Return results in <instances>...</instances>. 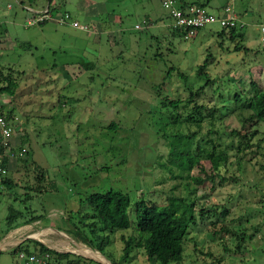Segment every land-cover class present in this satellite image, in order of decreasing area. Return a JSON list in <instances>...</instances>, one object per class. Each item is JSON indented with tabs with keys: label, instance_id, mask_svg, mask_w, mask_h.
Masks as SVG:
<instances>
[{
	"label": "rangeland",
	"instance_id": "rangeland-1",
	"mask_svg": "<svg viewBox=\"0 0 264 264\" xmlns=\"http://www.w3.org/2000/svg\"><path fill=\"white\" fill-rule=\"evenodd\" d=\"M47 1L0 0V69L5 73L11 66L18 83L13 94L0 93L2 113L10 109L13 114L8 175L24 182L26 173L33 174L11 154V148L17 154L22 143L29 160L44 168L46 186L50 182L54 187L26 200L40 214L39 225L78 224L73 211L88 209L82 198L93 191L121 190L131 205L140 198L163 205L176 195L194 199L195 223L188 220L182 260L169 264H209L218 258L221 264H264V140L254 144L264 136V121L257 124L248 147L230 133L241 127L247 113L234 93L264 90V44L259 39L264 0H253L258 8L253 12L245 10L249 0H227L242 23L238 50L233 49L235 39L217 34L218 23L198 29L189 39L172 35L171 18L158 0H52L59 9L56 15L67 10L88 29L53 19L27 24L32 12L26 8L41 11ZM212 1L205 5L213 12L221 8L214 2L226 3ZM202 62L211 83L197 99L212 107L213 114L196 129L183 119L173 122L170 116L179 110L160 102L164 95L183 99L185 86L194 90L203 84V74L197 73ZM191 130H196L193 152L197 145L210 148L211 140L216 151H226L227 161L212 170L202 153L199 163L184 171L185 154L174 153L169 159L170 145L185 147L176 135ZM199 164L213 178L205 177ZM194 175L204 181L195 182L190 177ZM24 189L18 185L14 190L22 196ZM9 204L22 206L19 198L0 194V231ZM200 206L214 211L201 216ZM224 207L227 211L221 215ZM129 218L130 225L110 234L112 241L105 248L116 256L122 253L121 236H146L135 228L133 212ZM222 223L228 231L213 233ZM232 230L250 234L242 251L236 249L238 236ZM15 254L3 250L0 264H16ZM129 259L132 264L147 262L135 244Z\"/></svg>",
	"mask_w": 264,
	"mask_h": 264
},
{
	"label": "trees",
	"instance_id": "trees-1",
	"mask_svg": "<svg viewBox=\"0 0 264 264\" xmlns=\"http://www.w3.org/2000/svg\"><path fill=\"white\" fill-rule=\"evenodd\" d=\"M29 2H33L35 0H28ZM49 4L52 3V0L47 1ZM53 4V3H52ZM191 4V3H186ZM183 4V5H186ZM200 5H204V3H196ZM59 11L58 6H54L52 8V12ZM61 12V11H60ZM168 15V12H167ZM169 16V15H168ZM104 20V19H102ZM145 20V24H150L148 20ZM47 20H43L38 23H44ZM171 30V34L182 35V30L179 28H169ZM218 35L226 34L231 40L235 39V43L233 45L234 50H238L242 47L238 41H241L243 38V32L239 29V26H230V27H221V29L217 32ZM246 48V47H245ZM206 62H202L200 64V68L198 70V74H203L204 82L194 90L190 87L185 86L187 91V96L185 98H171L167 95L162 96L161 105L167 106L170 104L174 109H178L179 111L176 115L170 116L172 121L175 122L178 119H183L186 123H192L196 129L199 128L202 124V121L205 120L206 117H212L211 108H208L206 103L198 101L197 98H200L201 94L206 92L209 84L211 83V79H209L208 74L203 71V67ZM7 71L5 73L0 69V93H8L13 94L18 86L17 80L13 76V68L11 66L7 67ZM173 70V69H172ZM170 72V71H169ZM179 75L184 76L183 72L178 71ZM165 76L163 77V79ZM163 79L157 84L161 83ZM161 85V84H160ZM159 93V92H158ZM234 98L236 100L243 101V107L247 110L246 115L243 117V121L241 127H234L230 129V133L235 134L238 139L243 140L246 147L252 145V137L256 135L258 132L257 124L260 121H264V90H257L254 94L250 95L248 93H234ZM0 112L2 109L0 107ZM222 112V111H220ZM219 112V113H220ZM7 117L10 118L12 111L9 109L5 113ZM223 114V112H222ZM224 115V114H223ZM196 130H191L187 133H180V137L178 140L183 138V143H185L184 150H176L175 147L170 145L169 150V159H172L174 153L185 154L187 160L183 164L184 171H188L193 164L199 163V156L204 153L205 158H207L210 162V168L215 170L219 167L220 164H224L227 161V153L224 149L219 148L217 151L215 150L216 143L209 140L211 142V147L208 149H204L200 146H196V152H193L190 148L191 139ZM264 140V136L259 137L254 144L256 146L260 145L261 140ZM14 150L13 147L11 148ZM3 146L0 139V155H2L3 162L7 166L9 171L8 164V156L7 154H2ZM15 152V151H14ZM13 154L16 156V160H21L22 163L26 167H30V170L33 174L29 177L26 173L24 175V182H21V179H18L16 176L7 175L4 179L2 187H0V194H4L6 196H10L13 199L19 198L20 203H22L21 207H15L12 204L7 206L8 211L6 216H4V228L0 231V237L9 229L18 226L20 224L29 223L35 219H38L40 214L35 213V208L27 203V199L33 196L35 193H41L46 190H49L53 187V184L48 182V186H46L45 182V170L40 165L36 164L34 160H29L28 157V149L22 146V143L18 147L17 154ZM16 153V152H15ZM24 154V155H23ZM23 155V156H22ZM200 165V170L203 171L205 177L213 178V173H207L204 167ZM195 182L200 183L204 181L205 177L200 175L190 176ZM51 184V185H50ZM20 185L24 187V191L22 196L15 192V187ZM87 205L88 209L81 211V207L79 206L77 209L73 211L79 215L78 224L73 223V227L79 233V238L97 248L100 251H103L105 247L112 241L110 234L118 229L127 228L130 225L129 211L133 212L135 217V228L140 233H146V236H141V234L137 237V239H132L130 237L125 238L121 236V239L124 241V245L122 247L123 250V260L127 259L130 256V249L133 244L137 247H141L143 249V253L146 256V264H150L152 261H158L159 264H169L172 262H180L183 257V242L184 237L188 231V220H194V199L191 201H187L185 197L171 195L168 196L167 202L163 205H158L156 203H148L143 199H138L134 201L131 205L129 196L126 192L115 189H107L105 191H93L84 196L82 198ZM129 206L130 209H129ZM129 209V210H128ZM199 214L204 216L209 213V211H214L211 207H203L200 206ZM227 211V208H222L220 211L221 215H224ZM195 223V220L193 221ZM228 231L227 227L224 223H222L217 229H213V233H219V231ZM2 233V234H1ZM233 234L238 236V240L236 242V249H240L242 251L244 249V240L250 234H246L244 231H236L232 230ZM29 240V239H28ZM38 244L37 251L29 250L27 245L22 243L15 246V253L23 249L26 252H50L51 249L44 244L35 241ZM57 255L60 257H67L68 253L66 252H58ZM79 260H67L66 264H77ZM214 263L209 264H221V258L215 260ZM113 264H117L113 262Z\"/></svg>",
	"mask_w": 264,
	"mask_h": 264
},
{
	"label": "built area",
	"instance_id": "built-area-1",
	"mask_svg": "<svg viewBox=\"0 0 264 264\" xmlns=\"http://www.w3.org/2000/svg\"><path fill=\"white\" fill-rule=\"evenodd\" d=\"M161 6L166 9L171 22L169 26L172 28H179L182 30L181 37L189 39L193 37L197 30L211 23H218L221 27L241 26L242 23L238 15L233 11L229 4L220 8V12L210 11L207 6L196 3L179 5L176 0H160ZM55 4L47 3L41 11H35L30 7L26 9L31 13L27 18V24H34L43 20L53 19L59 24L69 23L74 27L87 30L86 24H81L78 20L73 19L71 13L67 10L55 14L52 8ZM145 24V20H142ZM240 23V24H239ZM146 26L149 24H145ZM136 28H141L140 24H135ZM259 39L264 44V23L259 26ZM14 127L10 118L6 114L0 112V139L3 146L2 154H7L9 150L8 141L13 135ZM11 154L13 152L11 151ZM8 175V168L3 162L2 155H0V187H2L4 179ZM16 257L23 260L27 264H46L49 258L48 252H26L20 249L16 252Z\"/></svg>",
	"mask_w": 264,
	"mask_h": 264
},
{
	"label": "crops",
	"instance_id": "crops-1",
	"mask_svg": "<svg viewBox=\"0 0 264 264\" xmlns=\"http://www.w3.org/2000/svg\"><path fill=\"white\" fill-rule=\"evenodd\" d=\"M209 1L211 0H176V3L179 5L186 3H204L205 5L206 3H209ZM214 1L215 0H213L212 2ZM247 1L248 0H246V2ZM158 2L160 5V0H158ZM248 2L249 3L245 4L246 11L253 12L255 9L258 10V8L255 7L253 0H249ZM214 4L216 7H222V5L224 6L225 4H229V2L226 0V3L217 4V2H214ZM38 220L39 218L29 223L15 226L1 235L0 260L1 255H3V250L13 249V252L15 253L14 248L20 243L27 245L29 250L37 251L38 244L35 241H38L51 249L46 264H66L67 260L71 259L79 260L77 264H108V262L101 255L86 247L90 246L93 249L98 250L97 248L83 242L79 238V233L74 227H54L53 224L39 225ZM58 252H66L68 253V256L60 257L59 255H57ZM101 252L105 255L106 258H108L111 264H113V262H116L117 264H132L133 262L129 261L130 256L127 259H122L123 250L122 253L118 256L114 255L110 249H104ZM134 253L133 256H135L136 258L137 254L135 255ZM19 260L20 259H18V261ZM18 261H16V264L18 263ZM24 263L27 264L26 262Z\"/></svg>",
	"mask_w": 264,
	"mask_h": 264
},
{
	"label": "water",
	"instance_id": "water-1",
	"mask_svg": "<svg viewBox=\"0 0 264 264\" xmlns=\"http://www.w3.org/2000/svg\"><path fill=\"white\" fill-rule=\"evenodd\" d=\"M87 248H89V249H91V250H93L94 252H96L97 254H99V255H101L107 262H108V264H111V262L108 260V258H106L105 257V255L101 252V251H99V250H95V249H93L92 247H90V246H86Z\"/></svg>",
	"mask_w": 264,
	"mask_h": 264
}]
</instances>
